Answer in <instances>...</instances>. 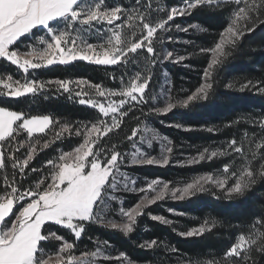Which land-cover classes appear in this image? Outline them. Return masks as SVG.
Returning <instances> with one entry per match:
<instances>
[{
	"label": "snow or ice",
	"instance_id": "6c2138e0",
	"mask_svg": "<svg viewBox=\"0 0 264 264\" xmlns=\"http://www.w3.org/2000/svg\"><path fill=\"white\" fill-rule=\"evenodd\" d=\"M236 8L227 26L219 34V40L207 48H200L201 54H209L207 67L203 70V80L194 91L183 98L165 100L163 106L153 104L144 108L148 102L147 90L151 84L154 68L157 64H179L186 56L164 47L166 42H173L174 37L168 34L173 30L188 32L195 29L196 24L181 27L173 25L177 17L191 16L204 7H213L216 0H182L178 6L170 8H154L151 0H135L130 6L122 2L107 5L105 0H92L85 5L83 0H0V59L17 66L24 73L30 69H40L55 64L70 65L75 61H86L98 66H116L133 63L137 56L143 55L144 71H137L127 83L121 77V87L106 89L102 84L88 81H75L80 89L73 94V81L58 79L55 81H38L35 79L14 80L11 75L7 79L0 78V94L19 98L27 94L36 95L51 90L69 94L80 105H88L98 109V114L90 125L83 128L62 124L56 133V140L64 133L74 134L82 138V143L72 151L63 152L57 159L46 161L47 174L43 175L35 186L23 187L28 169L34 160L37 147L26 143L24 134L30 139L34 134H43L53 126L55 121L49 115L27 116L22 112L0 106V264H104L113 259L121 262L126 253L113 257L109 251L107 240L95 241V250H83L77 255L79 241L86 234L89 226L95 224L102 228L119 230L125 236L131 234L138 218L145 209L165 198L184 200L198 193L209 191V186L223 191L228 199L242 197L257 180H264V163H260L257 171L248 165L233 170L228 165L223 168L221 176L213 174L201 175L181 187H170L169 183L153 179L144 187H136V179L124 169L147 165L167 166L172 163V141L160 135L145 124L141 130L130 127V134L125 133L123 140L131 142L135 151H120V144L102 145L101 141L110 134L122 130L126 119L140 110L145 118L151 114H167L177 107L187 108L191 103L205 101L213 89L214 70L221 66L231 53L227 46L235 47L245 33L255 30L257 22L264 15V0H235ZM242 5V6H241ZM255 14L256 21H253ZM156 15L159 18L153 19ZM120 23H117V22ZM243 23V28L241 27ZM107 26L106 43L94 44L81 40L80 33L95 29L103 32ZM133 32L134 38L128 40L123 29ZM140 28L138 35L135 29ZM38 31L44 33L38 38L39 47L28 46L21 51L18 47L22 39L35 36ZM204 31V29H201ZM188 43V41H185ZM159 46V48H158ZM189 53L188 55H193ZM146 73V74H145ZM261 82L253 84L248 81L245 88H255L264 94ZM85 85L96 90L99 97L105 98L107 104L94 99H86L88 92ZM229 84L228 87H232ZM166 87V85H165ZM141 123L139 119L135 121ZM264 132V117L253 120ZM176 127H182L177 124ZM208 131H214L209 128ZM143 132V136H141ZM140 136L142 144L151 149L154 143L162 145L159 155L137 146L136 138ZM166 142V143H165ZM255 143V141H253ZM51 146L45 141V149ZM251 147V144H250ZM21 149H27L23 156L18 155ZM236 153L243 155L244 149L233 138L223 150L204 148L196 157L181 163L196 164L212 160L220 156ZM260 153L264 160V141L255 143L253 156ZM11 166V176L7 169ZM41 171L31 168L32 173ZM230 181H234L231 182ZM119 191L143 193L133 206L120 207L117 213L119 220L109 218L104 213L109 202L116 201L114 193ZM171 211V210H170ZM151 215V214H149ZM151 219L163 224L172 221L160 215H151ZM51 225L58 226L52 230ZM215 227V222L205 220L198 227L180 231L182 237L202 236ZM264 216H259L249 227L248 234H239L234 243L225 252V260L232 264H256L253 251L264 254ZM66 230L67 234H62ZM48 242H55V259L45 249ZM162 241L156 238L145 240L139 246L146 250L157 248ZM167 247V245H165ZM171 252L177 249L171 248ZM216 264V262H212Z\"/></svg>",
	"mask_w": 264,
	"mask_h": 264
},
{
	"label": "trees",
	"instance_id": "16d2710c",
	"mask_svg": "<svg viewBox=\"0 0 264 264\" xmlns=\"http://www.w3.org/2000/svg\"><path fill=\"white\" fill-rule=\"evenodd\" d=\"M92 0H83L90 4ZM98 2V0H97ZM118 0H105L107 5H114ZM125 5H131L135 0H119ZM147 3V0H144ZM154 8H170L178 6L182 0H151ZM236 8L235 0H216V4L209 8L204 7L194 12L191 16L177 17L172 22L187 27L196 24L195 29L188 32L173 30L168 34L175 39L166 42L164 47L186 56L179 64H157L154 68L151 84L148 90L152 93L157 89L161 81V74L166 72L169 85V98L175 102V98H183L194 91L202 83L203 70L207 67L209 54H201L200 48L214 45L219 39V34L227 23L230 22L232 12ZM159 17L154 15L153 19ZM259 19L264 20V15ZM256 17L253 15V21ZM117 23H120L119 21ZM104 26L97 25L96 28ZM204 29V31H201ZM126 38H134L133 32L128 28L123 29ZM140 28L135 29L136 35ZM41 35L38 31L35 36L22 39L18 47L26 51L27 47ZM108 32L97 33L95 29L80 33L81 40L99 44L105 42ZM188 41V43H185ZM26 45L27 47H23ZM159 48V46H158ZM230 55L223 64L214 70L212 83L213 89L209 98L205 101L191 103L187 108L177 107L167 114H151L146 118L140 110H135L127 119L122 130L110 134L101 141L102 145L112 143L120 144V151L126 152L131 142L123 140L125 133L130 134V127H139L143 123L150 124L158 132L167 136L172 141L173 153L176 155H196L204 148L210 150H223L227 142L235 138L243 147L244 153H230L212 160L201 161L196 164H182L167 166L147 165L142 167L127 168L132 175L139 178L162 180L171 183H182L190 177L204 173H214L228 165L233 170L251 165L257 171L260 169V153L253 156L255 143L264 141V132L253 120L264 117V94L255 88L249 87L242 90V85L248 81L253 84L261 82L264 86V25L257 22L255 30L245 33L235 47L227 46ZM194 53L193 55H188ZM137 62H143V55L135 58ZM132 63L116 66H98L86 61H75L70 65L55 64L40 69H32L26 74L27 79L38 81H55L65 79L71 81L84 80L92 84H102L105 88L115 89L120 85L121 77L128 81L129 69ZM146 74V73H145ZM11 75L16 80L24 79L22 72L10 62L0 59V78ZM232 84V87H228ZM151 100L148 99L144 112H148ZM0 106L22 112L27 116L49 115L57 122L43 134H34L35 138H28L26 134L22 138L26 143L37 147L34 160L27 170L23 187L35 186L39 179L47 174L46 161L57 159L63 152L72 151L82 143V138L74 134L69 136L64 133L62 138L56 140V133L60 131L62 124H68L75 128L84 127L91 123L98 114L96 109L87 105H80L76 99H70L68 93L57 91L53 84L50 91L36 95L27 94L23 97L13 98L0 94ZM139 119L141 123L135 121ZM182 127H176L175 125ZM209 128L214 131H208ZM50 141L51 146L43 147L45 141ZM255 141V143H253ZM251 144V147H250ZM27 149H21L18 155L23 156ZM31 168L40 169L36 173ZM11 166L7 173L11 176ZM4 175L0 171V177ZM134 201V200H133ZM171 210V211H170ZM160 215L172 221L171 224H163L151 219V215ZM264 216V180H257L242 197L228 199L226 194L215 188L209 187V191L198 193L194 197L184 200H161L147 207L143 215L138 218L134 231L125 236L119 230H111L99 227L95 224L89 226L86 234L79 241V254L83 250H91L97 240H107L115 252L126 253L132 261L152 262L156 264H232L225 260L224 254L235 242L237 236L243 232L248 234V229L259 217ZM208 220L215 222V227L206 231L202 236L182 237L178 233L187 231L192 227H198ZM52 230L58 226L51 225ZM264 230V229H262ZM62 234H67L66 230ZM156 238L162 241L157 248L146 250L139 245L145 240ZM167 245V247H165ZM55 242H48L46 251L55 254ZM177 249L171 252L170 249ZM256 264H264V254L253 251L251 254ZM248 264H252L251 261Z\"/></svg>",
	"mask_w": 264,
	"mask_h": 264
},
{
	"label": "rangeland",
	"instance_id": "374dc122",
	"mask_svg": "<svg viewBox=\"0 0 264 264\" xmlns=\"http://www.w3.org/2000/svg\"><path fill=\"white\" fill-rule=\"evenodd\" d=\"M86 5V3H84ZM88 4V3H87ZM242 6V5H241ZM241 27L243 28V23H241ZM103 29H105L107 31V26H104ZM137 29V28H136ZM109 34V33H108ZM43 36V35H41ZM39 36V37H41ZM38 37V38H39ZM38 38L34 41V43H32L31 45L34 46V47H39V43H38ZM219 40V39H218ZM106 43V41H105ZM23 47H27L26 45H23ZM27 50H28V47H27ZM23 52V51H22ZM17 67V66H16ZM144 61L143 62H137V60L135 59V61L132 63V66H130V69H129V75L127 76L128 80L131 76H134L136 74L137 71H144ZM20 70V69H19ZM32 69H30L29 71H31ZM24 76V79H27L26 78V74L27 73H24L22 70H20ZM3 79H7L6 78H3ZM14 79V78H13ZM22 79V80H24ZM16 80V79H14ZM125 83H127L128 81H124ZM204 82L203 80V75H202V83ZM166 85V87H165ZM169 85H170V81H169V77L167 75L166 72H163L161 74V81H160V84L159 86L157 87V89L152 93L150 90H147V93H148V99L151 100V104H158L159 106H163V104L165 103V100L166 98L167 99H170L169 98ZM121 81H120V85L119 87H121ZM72 89H73V94L76 92V91H79L80 89L77 87L75 81L72 83L71 85ZM118 87V88H119ZM106 89H111V88H106ZM117 89V88H115ZM85 91L88 92V96L86 97V99H94V100H98L100 102H104L105 104H107V100L105 98H101L97 95L96 93V90L91 88V87H88L87 85H85ZM3 95V94H2ZM88 106V105H87ZM90 107V106H89ZM98 111V109H96ZM145 124L147 123H143L142 125H140L138 128L139 129H143L145 127ZM148 127L154 129L156 132H158L155 128H153L150 124H147ZM160 135L162 136H165L163 135L162 133L158 132ZM141 136H143V132H141ZM167 137V136H165ZM168 138V137H167ZM169 139V138H168ZM170 140V139H169ZM83 142V141H82ZM136 143H137V146L138 147H141L142 150H147L150 152V154L152 155H159L160 152H161V147L162 145L160 143H154L153 144V147L151 149H147L146 148V144H142L141 142V138L140 136H138L136 138ZM166 143V142H165ZM135 151V148H133L132 146V143L130 145V148L128 149V152L129 154H131L132 152ZM198 154L196 155H174L172 154V163L171 164H174V165H182V164H186V163H181L182 161H186L192 157H196ZM125 171H127V169H124ZM128 174L131 176V177H134L136 179V187L139 188V187H144L146 186V183L150 182L151 180L153 179H146V178H139L137 176H134L132 175L129 171H127ZM205 174H213V175H217L218 177L221 176L223 174V168L219 171H216L214 173H204V174H200V175H197V176H192L190 177V179L188 181H184L182 183H171V182H168V181H165V180H162L160 178H155V179H158L160 181H163V182H167L169 183L170 187H181L183 186L185 183H188V182H191L193 179L201 176V175H205ZM231 182H234V181H230ZM210 187V186H209ZM218 190V189H217ZM114 195L117 196V200L116 201H111L109 202V205L107 208L104 209V213L105 215H107L109 218H115L117 220H119V217L117 215L118 211H119V208L120 207H124V208H128V207H131L133 206L136 202L139 201V199L141 198V196L143 195V193H137V192H125V191H119L117 193H114ZM134 200V201H133ZM163 200H173L171 199L170 197L169 198H165ZM161 201V200H160ZM97 241H100V240H97ZM102 242V241H101ZM95 243H94V247L91 249V250H88V251H92V250H95ZM111 255L113 257H116L119 255L120 252H115L113 250V248L110 246V249H109ZM79 255V254H77ZM53 256V259H55V254L52 255ZM104 264H156V263H152V262H135V261H132L131 259H129L128 256H126L123 261L121 262L120 260H116V259H113L111 261H105Z\"/></svg>",
	"mask_w": 264,
	"mask_h": 264
}]
</instances>
